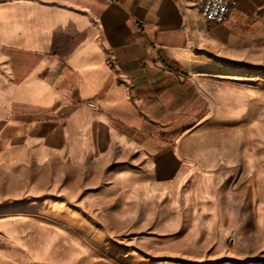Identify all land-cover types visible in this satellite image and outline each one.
<instances>
[{"label":"crops","instance_id":"obj_1","mask_svg":"<svg viewBox=\"0 0 264 264\" xmlns=\"http://www.w3.org/2000/svg\"><path fill=\"white\" fill-rule=\"evenodd\" d=\"M235 1L212 23L191 0H0V168L118 160L176 180L183 129L219 120L204 73L264 53V0Z\"/></svg>","mask_w":264,"mask_h":264},{"label":"rangeland","instance_id":"obj_2","mask_svg":"<svg viewBox=\"0 0 264 264\" xmlns=\"http://www.w3.org/2000/svg\"><path fill=\"white\" fill-rule=\"evenodd\" d=\"M204 76L221 121L183 129L174 181L118 160L0 168V264H264V53Z\"/></svg>","mask_w":264,"mask_h":264},{"label":"built area","instance_id":"obj_3","mask_svg":"<svg viewBox=\"0 0 264 264\" xmlns=\"http://www.w3.org/2000/svg\"><path fill=\"white\" fill-rule=\"evenodd\" d=\"M199 5L200 15L208 22L221 23L225 20L230 8L236 5L235 0H191ZM93 107V105H90Z\"/></svg>","mask_w":264,"mask_h":264}]
</instances>
